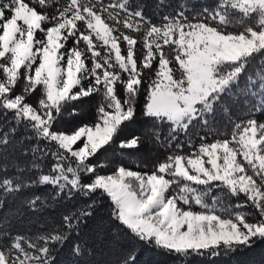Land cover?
Listing matches in <instances>:
<instances>
[{"label":"snow or ice","instance_id":"1","mask_svg":"<svg viewBox=\"0 0 264 264\" xmlns=\"http://www.w3.org/2000/svg\"><path fill=\"white\" fill-rule=\"evenodd\" d=\"M92 97L95 118L63 130ZM138 115L143 133L120 139ZM143 144L165 150L147 171L107 156ZM45 186L89 202L43 231L0 220V264H54L103 200L132 241L114 264L264 243V0H0V207L41 212L23 193Z\"/></svg>","mask_w":264,"mask_h":264},{"label":"trees","instance_id":"2","mask_svg":"<svg viewBox=\"0 0 264 264\" xmlns=\"http://www.w3.org/2000/svg\"><path fill=\"white\" fill-rule=\"evenodd\" d=\"M141 2H144V0H141ZM146 2L151 7L154 0H146ZM179 2L180 0H172L174 5ZM204 2H208V0H204ZM97 99L96 97L87 98L85 102L70 106L66 109V112H70L75 107L79 112V116L68 117L66 115L61 119L59 126L65 131H70L77 123L91 122L95 118ZM242 109L243 99L239 105L233 106L234 118L238 116ZM221 122L223 123V120ZM144 128L145 121L138 115L137 120L124 130L120 139H130L133 135H140L143 133ZM107 156L113 163L123 164L125 167L134 169L139 164L141 165L139 170L147 171L155 162L165 156V150L158 146L149 148L147 144H143L136 150H120L118 147H114ZM145 165L147 167H144ZM52 191L50 186L26 190L23 195H40L45 199L48 207L41 212H32L25 208L21 215L16 214L19 202L12 197H6V202L3 207H0V220H4L6 223L10 222V230L13 234L25 230L43 231L44 228L51 227L53 223L58 224L62 214L75 210L89 202L87 198L75 195L71 199L65 197L57 203L48 199ZM219 191H214L212 195H217ZM223 198L225 201L231 199L227 196ZM232 202H235L234 199ZM109 212L110 208L107 200L98 203L93 216L87 218L80 226L79 235L73 236L72 241L58 252L54 264H114L117 259L115 255L117 245L122 244L128 247L132 241L130 237L125 238L122 233L117 232V225L111 220ZM73 243L81 245L83 249L81 256L73 255ZM138 260L139 264H180L175 257L161 250L147 247L139 248ZM193 264H264V243H257L250 249H241L236 253L224 255L214 260L197 258L193 261Z\"/></svg>","mask_w":264,"mask_h":264}]
</instances>
